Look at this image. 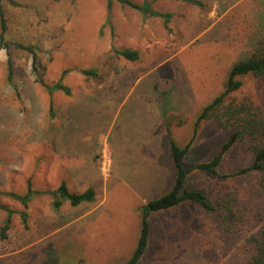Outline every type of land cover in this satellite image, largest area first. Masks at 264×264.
<instances>
[{"label": "rangeland", "instance_id": "1", "mask_svg": "<svg viewBox=\"0 0 264 264\" xmlns=\"http://www.w3.org/2000/svg\"><path fill=\"white\" fill-rule=\"evenodd\" d=\"M126 1L170 19L121 0H0L8 43L0 49V194L24 196L28 184L33 192L26 208L0 195V205L12 212L6 238L0 234V264H124L138 240L140 207L172 179L166 136L180 147L189 142L231 67L264 37V0ZM24 48L34 49L36 73ZM126 49L139 59L116 54ZM89 70L95 76L82 73ZM37 78L49 88L63 84L70 94L49 92ZM238 79L242 86L225 106L252 103L264 117V85L252 76ZM102 96L129 98L121 112L113 111V100L93 105L102 110L91 114L78 101ZM230 130L211 119L200 123L184 164L210 160ZM119 133L123 147L133 150L122 168L116 167ZM104 145L111 153L101 151ZM250 162L238 143L224 154L217 176L192 173L189 186L229 212L185 203L154 214L139 264H247L251 236L264 229V193L256 174L229 175ZM61 184L72 193L92 188L96 198L75 207L61 198L55 208ZM6 217L0 208V228Z\"/></svg>", "mask_w": 264, "mask_h": 264}, {"label": "trees", "instance_id": "2", "mask_svg": "<svg viewBox=\"0 0 264 264\" xmlns=\"http://www.w3.org/2000/svg\"><path fill=\"white\" fill-rule=\"evenodd\" d=\"M194 5L200 6V3L195 0H182ZM121 2L127 6H130L145 15L153 17H161L165 19L167 23L170 19V14L155 12L147 5H137L126 0ZM0 20L2 27L0 31V49H7L8 43L4 41L5 26L3 24L2 9L0 4ZM23 48L22 46H18ZM32 54V71L36 73V55L33 48H24ZM118 56H121L127 61H137L139 59L138 53L133 50H121L116 51ZM9 66V72L10 70ZM85 75L95 76L93 70L83 71ZM242 76H252L264 85V37L259 40L254 48L253 52L243 60L235 63L229 73L227 80L224 84V90L214 98V100L206 105L199 114L195 124L194 132L189 142L184 146H178L170 136L167 137L169 145L170 158L172 161V179L168 188L160 193L158 196L149 199L144 203L140 211V231L135 248L124 264H139L143 257L149 243L151 217L156 213L166 212L182 204L189 203L194 204L204 212L212 213L220 208H224L225 212H229L230 208L221 204L214 205L213 202L207 197V195L200 190L193 189L189 186V177L194 172H201L210 176L218 175V168L220 167L223 156L232 147L241 143L248 152L251 153V162L248 166L241 168L237 172L229 175L242 176V175H257V185L261 192L264 193V117L260 109L253 106L252 103H239L230 104L225 106L227 97L239 90L242 86L241 81L238 79ZM37 81L48 91H53L55 88L57 91H63L66 94H70V89L63 84L57 83L53 87L46 85L41 78H37ZM226 118L225 120H223ZM213 120L219 128L224 130H230L227 141L220 147V150L208 161L197 162L194 165L186 166L184 164V158L188 154L192 140L196 137L198 127L200 123ZM168 132V129H167ZM30 185L28 184V192L24 196H19L14 193H1L5 194L15 200L20 201L23 206L27 207V199L32 194ZM0 194V195H1ZM55 208H59L63 198L67 200L73 207L78 206L83 202H93L96 198L95 191L92 188L86 189L80 193L69 192L64 184H61L54 193ZM0 208L7 213L6 219H4L3 226L0 228L1 238H6V235L10 229V216L12 212L0 205ZM223 222L227 220V214H221ZM21 219L23 223L26 222V215L21 213ZM251 242L254 245V254L250 258L247 264H264V229L257 231L251 236Z\"/></svg>", "mask_w": 264, "mask_h": 264}, {"label": "crops", "instance_id": "3", "mask_svg": "<svg viewBox=\"0 0 264 264\" xmlns=\"http://www.w3.org/2000/svg\"><path fill=\"white\" fill-rule=\"evenodd\" d=\"M98 97H82V98H79V104L80 105H84L85 107V110H86V113H88V114H91V112H96L97 110L98 111H101L102 110V108H100V109H98V108H96V107H93V105L95 106L96 104H102V105H104V104H108L110 101L112 102L113 100H115V101H113V102H116V106H117V108H115L113 111L114 112H121V108H122V106L125 104V102L128 100V98L129 97H127V96H125V97H123L121 100L120 99H117V98H114V97H108V96H102V97H100V99H97ZM96 100V101H95ZM92 101H94V102H92ZM97 101H99L100 103H98ZM134 101V100H133ZM139 101H144L143 99H140ZM136 104H140L139 102H132L130 105H132V106H137ZM141 104H143L142 102H141ZM111 105V104H110ZM150 105V107H151V104H149ZM91 106V107H90ZM131 106H129V108H130ZM109 109V108H108ZM134 109V108H133ZM156 111H157V109H156ZM90 112V113H89ZM135 112H137V109H136V111ZM93 115V114H92ZM132 116V115H131ZM121 123L122 124H124L125 126H126V121H124V120H122L121 121ZM123 129V128H122ZM148 138H149V136H151L152 134H151V132L149 131L148 132V134H145ZM115 139L117 140L116 142V144H115V146L117 147V148H119V149H121V150H119L120 152H118V153H121L122 154V158H119L118 160H117V163L118 162H121V164L120 165H115L116 167H121L122 168V164L124 163V160H125V162L127 163V161H128V159H127V157L124 155V154H128V152H130V151H133V150H127L126 148H125V146L123 147V145H122V141L120 140V139H122V135H121V133H119V134H117L116 136H115ZM159 143H161L160 141H159ZM124 144H126L125 143V141H124ZM178 145V144H177ZM186 144H184V146H185ZM179 146V145H178ZM92 151H96L95 150V148H93L92 149ZM101 151L102 152H105V153H111L110 152V150H109V148L106 146V145H104V146H102V148H101ZM168 152H169V148H168ZM124 159V160H123ZM112 162H113V160H112ZM125 167H127V168H129L130 167V165H127V166H125Z\"/></svg>", "mask_w": 264, "mask_h": 264}]
</instances>
